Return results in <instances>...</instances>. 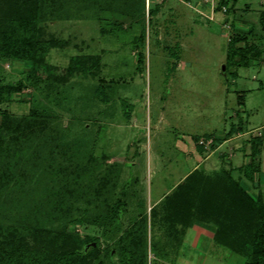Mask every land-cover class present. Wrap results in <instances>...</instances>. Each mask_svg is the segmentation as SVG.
<instances>
[{"label":"rangeland","instance_id":"1","mask_svg":"<svg viewBox=\"0 0 264 264\" xmlns=\"http://www.w3.org/2000/svg\"><path fill=\"white\" fill-rule=\"evenodd\" d=\"M137 1L43 0L29 35L64 45L47 49L41 67L97 56L94 74L46 78L31 61L0 57V85H22L0 103V121L5 111L13 122L0 143V254L14 238L28 264H44L36 229H67L98 237L94 264H122L121 245L158 264L195 222L215 234L204 217L171 220L169 199L189 174L199 173L202 190L250 160L252 137L264 141V54L255 48L264 51V0H144L132 17ZM260 159L264 171V143ZM0 264L11 263L0 255Z\"/></svg>","mask_w":264,"mask_h":264},{"label":"trees","instance_id":"2","mask_svg":"<svg viewBox=\"0 0 264 264\" xmlns=\"http://www.w3.org/2000/svg\"><path fill=\"white\" fill-rule=\"evenodd\" d=\"M233 1L237 2L238 0ZM144 5V0L135 2L129 15L133 17L135 11L137 14H141L139 10ZM42 6L43 0H0V57L31 61L36 71L43 69L41 74L46 75V78L48 75L51 76L53 71L60 73V78L63 81L76 72H93L94 74L95 71L91 70L89 59L92 58V65L97 67L99 63L97 56L88 57L87 60L75 56L72 59L74 61L72 65L64 67H50L48 70L41 67V64L45 62L44 53L47 49L64 45L63 42L55 38L42 42L34 40V36L29 35L34 28L36 29ZM135 6H137V10H134ZM160 6L158 3L150 4L148 13L155 15ZM137 19L139 18L137 17ZM260 22L264 27V9L260 13ZM141 37H144V31L141 33ZM238 38H243V36ZM255 48L258 53L264 54L262 49L256 46ZM229 55H231L229 57L232 58V63L240 67V60L244 57L235 59V50L230 51ZM232 74L233 77H238L236 70L232 71ZM21 86V84L17 87L0 85V103L13 90L19 91ZM241 94L243 93L241 92ZM12 124L11 118L5 111H2L0 143L3 142L5 130H10L9 127H12ZM232 129L235 127L233 126ZM263 143L262 137H252L250 160L247 163L240 165L235 170L232 167L224 168L214 175L215 177L210 178L211 181L209 184L207 183L208 185H204L206 188L202 190H198L199 182H201L198 177L199 173L196 171L189 174L186 182L179 183L170 199L168 198L169 204L173 205L169 217L171 220L174 217L175 219L182 218L178 221L189 223L195 217H204V219L215 222V240L241 254L244 257L243 264H264V189L259 185L260 156ZM235 171H239V174L236 175ZM244 179L257 187L258 191L255 196L242 184ZM120 208V203L117 201L111 205L108 215L111 222H116ZM179 209L186 211L179 215ZM47 234L49 233L43 229H36L34 234V246L41 250V256L46 260L44 264H53L49 260L51 256L56 257L57 264H94L95 258L100 253L98 237L71 233L67 229L59 231L52 237H48ZM12 239L13 241L8 242L11 244L7 243V246L11 248L10 251L7 250V253L2 251L3 253L0 255L11 264H28L26 258L20 254L23 242ZM90 241H96V245L85 250V244ZM135 244L138 242L135 241ZM137 257L134 251L126 249L122 245L119 247V258L122 264H144Z\"/></svg>","mask_w":264,"mask_h":264},{"label":"crops","instance_id":"3","mask_svg":"<svg viewBox=\"0 0 264 264\" xmlns=\"http://www.w3.org/2000/svg\"><path fill=\"white\" fill-rule=\"evenodd\" d=\"M264 171L261 169V174ZM261 186H264L260 178ZM185 241L172 245V250L168 249V258L160 257L158 264H243L244 257L221 245L214 238V231L210 225H200L195 222L185 231ZM170 246V247H171ZM170 250V251H169ZM173 256H170V254ZM238 254L242 260H234L230 254Z\"/></svg>","mask_w":264,"mask_h":264}]
</instances>
